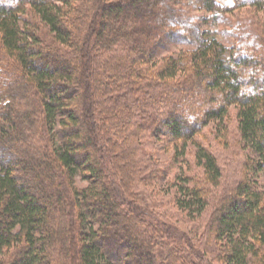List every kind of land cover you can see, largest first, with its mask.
<instances>
[{"label": "trees", "instance_id": "16d2710c", "mask_svg": "<svg viewBox=\"0 0 264 264\" xmlns=\"http://www.w3.org/2000/svg\"><path fill=\"white\" fill-rule=\"evenodd\" d=\"M193 1L0 0V264H264V0ZM232 107L222 186L196 136ZM190 152L203 178L173 186L191 219L213 201L201 250L135 205Z\"/></svg>", "mask_w": 264, "mask_h": 264}, {"label": "rangeland", "instance_id": "374dc122", "mask_svg": "<svg viewBox=\"0 0 264 264\" xmlns=\"http://www.w3.org/2000/svg\"><path fill=\"white\" fill-rule=\"evenodd\" d=\"M188 3L192 8L195 7L193 0H188ZM236 111L237 109L232 107L229 116L224 119L223 126H225L226 129H224L223 132L217 129V122H212L204 127L202 132L196 136V139L200 143L217 156L218 163L223 170L222 186L228 185V183L231 182V180H229V175L232 173L233 167L237 164V161L239 160L241 162L246 158V151L240 143ZM161 145L163 144L161 143ZM171 155L172 151L170 148L167 151L164 150L159 153V157H161L162 160L169 159ZM184 160L182 158L180 162L174 163L170 170V174H168L164 180L159 181L158 186L154 185L148 188L139 186L138 191H136V195L139 197L135 205L146 211L157 223L170 226L178 232L177 235L166 233L162 235L163 238L161 239L166 240L167 246L172 247L173 244L170 246V242L172 243V241H175V243L179 244L184 249L187 248L186 250H189L190 246L201 250V244L203 245L206 241L205 237L202 235L203 231L201 229L196 233V231H193L192 227L195 224L198 225L199 221L205 225V222L213 210V201L198 219L189 218L186 211L178 208L176 205L177 189L173 186L176 181L174 178L175 174H181L184 178L191 177L193 182L203 178V169L196 165L193 152H190ZM259 181L261 185H264V177H261ZM193 182H190V185H192ZM77 185L82 187L85 186V183L80 182L78 179ZM221 189H223V187L219 188V193ZM116 228L118 229L115 223L111 222L109 229L113 231ZM118 230L122 233L120 228ZM125 238L126 236L122 233L120 237L115 240L121 243ZM134 252L137 253L138 251L135 250ZM207 259L210 261L212 256L208 254Z\"/></svg>", "mask_w": 264, "mask_h": 264}]
</instances>
